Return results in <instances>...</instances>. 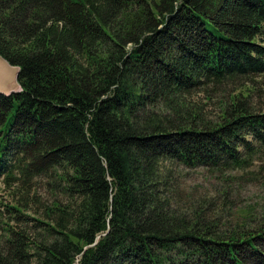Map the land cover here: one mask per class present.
Here are the masks:
<instances>
[{"label": "trees", "instance_id": "obj_1", "mask_svg": "<svg viewBox=\"0 0 264 264\" xmlns=\"http://www.w3.org/2000/svg\"><path fill=\"white\" fill-rule=\"evenodd\" d=\"M152 5L0 0V264H264V0Z\"/></svg>", "mask_w": 264, "mask_h": 264}, {"label": "rangeland", "instance_id": "obj_2", "mask_svg": "<svg viewBox=\"0 0 264 264\" xmlns=\"http://www.w3.org/2000/svg\"><path fill=\"white\" fill-rule=\"evenodd\" d=\"M154 0H146V2L152 5ZM263 43H264V35L262 36ZM252 169V168H251ZM250 169V170H251ZM186 185L190 187H196V189L204 191L206 188H211L212 186L216 185V179L213 177H203L197 171L189 172L188 175L182 180ZM239 185V189L237 192L235 191V197L242 203H250V204H257L261 203L262 198V187L258 185L251 175L248 172L243 173V176L240 179H235L233 181V187ZM2 187L0 183V188ZM43 190V187L40 188ZM1 193V191H0ZM4 196V194H2ZM43 193V199H46Z\"/></svg>", "mask_w": 264, "mask_h": 264}, {"label": "water", "instance_id": "obj_3", "mask_svg": "<svg viewBox=\"0 0 264 264\" xmlns=\"http://www.w3.org/2000/svg\"><path fill=\"white\" fill-rule=\"evenodd\" d=\"M18 67L9 64L0 56V94L8 95L15 92L19 84L17 82Z\"/></svg>", "mask_w": 264, "mask_h": 264}, {"label": "bare ground", "instance_id": "obj_4", "mask_svg": "<svg viewBox=\"0 0 264 264\" xmlns=\"http://www.w3.org/2000/svg\"><path fill=\"white\" fill-rule=\"evenodd\" d=\"M17 90H19V87H18V89H17ZM17 90H16V91H17Z\"/></svg>", "mask_w": 264, "mask_h": 264}]
</instances>
